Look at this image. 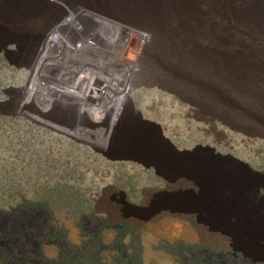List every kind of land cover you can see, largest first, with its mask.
Instances as JSON below:
<instances>
[{
    "label": "rangeland",
    "instance_id": "1",
    "mask_svg": "<svg viewBox=\"0 0 264 264\" xmlns=\"http://www.w3.org/2000/svg\"><path fill=\"white\" fill-rule=\"evenodd\" d=\"M110 1L0 0V129L10 128L18 134L24 129L20 124L23 121L24 133H30L31 140L35 141L19 138L15 143L10 140L9 131L10 147H19L14 152L15 157L9 159L17 163L14 178L16 181H51L50 185L39 184L32 188L36 193L52 195L50 199L56 202L65 201L67 209H74L83 202L85 197L80 195L90 193L94 181V201L106 206L118 203L129 214L125 217L120 210L113 212L107 242H111L117 233L115 226L127 224L130 235L125 238V244L137 255L138 264H229L217 258L207 259L202 254L205 248L238 254L243 261L234 264H260L256 259L259 249L264 250V48L253 45L249 51L240 50L235 54L236 62L243 56L250 57L251 62L247 67L238 65L234 68L237 73L244 72L245 76L251 77L250 81L239 80L236 87L224 84L219 78L207 82L205 76H212H207L205 70L196 69V66L189 68L191 54L184 55L185 67L183 63H175L173 59L169 62L164 57L160 64L166 65L163 67L166 72H161L153 69L156 68L153 63L157 53L149 50V34ZM251 2L231 0V14L254 13ZM21 11L31 17L26 26L17 28L22 21L17 15ZM54 19L57 23L52 24V29L45 35L49 42L62 39L56 27H63L65 22H71L72 26L64 35L70 45L64 42L44 63L46 70L51 71L49 76L53 77L50 78L53 83L58 76L71 77V80L65 79V84L57 81L59 85L53 86L63 88L56 95L70 96V100H58L67 107L58 104L53 108L57 112L61 108L66 114L82 115L90 121H93L91 111L108 115L102 121L94 119V145L67 138L71 152H67L65 158L55 157V152L58 156L63 154L60 148L39 151L36 147L41 149L45 140L35 136L33 127L36 124L22 113V116L11 115L18 112V107L25 101V93L20 95L11 91L24 90L29 81L18 76L28 69L17 68V65L29 64L38 55V36ZM92 33L94 42L82 36ZM18 38H25V45ZM79 42H90L91 46L81 49ZM260 57L262 61L258 66ZM48 62L50 66H47ZM177 79L187 85L179 84L180 89ZM73 82L78 87L102 84L99 86L105 91L98 102L114 103L110 113L107 106L99 105L98 109L92 110L82 107L84 97L71 96L67 93L71 90H65L66 84ZM127 86L130 91L121 98ZM183 86L188 87L184 89ZM90 101L93 99L86 103ZM48 104V110L37 108L47 115L64 114L61 111L54 114L52 105L56 102L45 101L43 105L47 107ZM30 105L26 103V106ZM103 121L109 122L107 127L98 128ZM83 128L89 130L87 125ZM109 135H112L110 141L107 140ZM58 143L62 144V141L59 139ZM137 149L168 167L164 171L177 182L157 179L155 170L150 172L142 164H134V160L112 162L101 154L117 157L122 152L133 155ZM22 150L29 156H23ZM134 165L141 169H134ZM209 180L232 182L239 190L237 208L227 204V210L219 215L224 217L217 218L216 225L215 212L210 211V208L219 207L213 202L215 195L206 185L201 187L196 182L208 184L212 182ZM20 187L22 192L26 191L25 187L29 188L27 185ZM175 194L200 200L203 202L201 208L208 214L187 218L158 210L160 201ZM123 198L126 205L122 203ZM138 210L141 213H136ZM222 225H226L227 234H222L218 227ZM222 239L227 242L220 244Z\"/></svg>",
    "mask_w": 264,
    "mask_h": 264
},
{
    "label": "flooded vegetation",
    "instance_id": "2",
    "mask_svg": "<svg viewBox=\"0 0 264 264\" xmlns=\"http://www.w3.org/2000/svg\"><path fill=\"white\" fill-rule=\"evenodd\" d=\"M36 56L39 59L41 54ZM34 68H30L31 70L29 69L28 72L23 70V72L18 73L19 77H26L29 81L24 90L11 91L20 95L25 93V101L17 109L19 113L15 111L16 113H11V115H21L20 113H22L28 121L39 125H34L33 131L37 138L45 140V144L41 149L39 147L36 148L39 151L48 150L52 147L53 150L60 148L63 154L58 156L55 152V157L65 158L66 153L71 152L68 145L70 141H66L67 138L82 142V144L94 145V112L91 111L93 121H90L88 118H82V115L75 113L66 114L61 111V108L58 112L55 111L53 106L56 107L59 104L58 106L61 107L62 104H65H60L58 100L67 101L70 100V96L56 95V89H50L48 86L37 88L34 95L31 96L29 85L39 77H37V74H40L39 78L53 79V77L49 76L50 70L40 73L39 67ZM45 101L52 104L56 102L55 105H52L54 114L60 111L64 114L58 116L40 112L37 106L44 110L49 108V104L44 107ZM26 103L31 105L26 106ZM63 106L66 108L67 104ZM27 112L32 114L28 115ZM84 119L88 121V124L80 123ZM50 122L58 123V125L64 127L69 124V131L59 130L58 134H55L56 129L51 127ZM20 124L24 129L18 134L10 130V128L0 129V264H138L137 255L133 254L131 249L125 244V238L130 235L127 224L115 226L117 233L111 242H107V233L112 228L110 223L114 217L113 212L120 210L124 212L125 217H128L129 214L125 212V209H121L118 203L106 206L97 200L94 201V181L93 186L90 187L91 192L88 194L82 193L80 196L85 198L74 209H67L65 201L56 202L51 200L50 197L52 195L48 193L34 192L32 186L39 184L50 185L51 181H16L14 176L17 174L15 173L17 163H13L9 159L15 157L14 152L19 147L14 145L11 148L10 140L17 143L18 139L22 138L32 143L35 142L31 140L30 133H24L26 129L25 123L21 121ZM86 125L92 126L90 128L91 131L84 130L83 127ZM9 131L11 133L10 140H8ZM91 137L93 138L92 142ZM59 139L62 144L58 143ZM2 144L3 146H1ZM76 152L75 154L78 155ZM21 153L23 156H29L25 150H22ZM117 157L122 158L121 161L129 158L141 160L139 157L129 153H121ZM4 164L6 166H2ZM116 165L125 166L124 164ZM160 172L168 176V172L164 170H160ZM53 182L61 183L62 181ZM176 182L174 181L173 183ZM25 185L29 186V188L25 187L26 191L22 192L23 188L20 186ZM122 203L126 205L124 198ZM202 203L192 204L188 202L182 205L164 203L159 209L167 210V212L172 214H182L187 218H194V216L201 218L208 214V211L201 208ZM222 214L221 212L214 213V215ZM226 242L227 240H220V244H225ZM202 254L207 259L217 258L229 264L243 261L238 254H232L226 250L205 248Z\"/></svg>",
    "mask_w": 264,
    "mask_h": 264
},
{
    "label": "bare ground",
    "instance_id": "3",
    "mask_svg": "<svg viewBox=\"0 0 264 264\" xmlns=\"http://www.w3.org/2000/svg\"><path fill=\"white\" fill-rule=\"evenodd\" d=\"M230 1L231 0H112L110 2L117 8L119 12L123 13L126 16L132 17L138 23L136 25H139L143 30V32L149 34V38H150L149 50L151 51V53L152 52L157 53L155 59L153 58L155 61V63H153V66H156V68L153 67V69H157L158 71L161 70V72L164 71L166 72V69L163 68L166 65L160 64L161 59L163 60L164 57L169 62H171V60L173 59L176 61L175 63H183L185 67L187 61L184 59V55L191 54L192 57L189 56L190 62H188L189 68L196 66L195 67L196 69L202 68L203 70H205V74L207 76H212V78H207L205 76V80L207 82L208 81L213 82L216 80L215 78H219L221 81L224 82V84L226 85L228 84L231 87H236L238 85L237 82L239 80L241 82H246V81H250L251 77H248V75L245 76L244 72L237 73L236 69H234L238 65L241 66L242 68H244V66L247 67V64L250 62L249 59L250 57L248 58L247 56H243L240 62L239 61L236 62L235 54L240 52V50L249 51L251 49V46L253 45H259L260 48H264V0H252L251 4L252 6H254V11H253L254 13L252 14L243 13L241 16H236L231 14ZM21 12L17 14L18 16H20L19 18H21L22 20L16 25L17 28L23 27L22 25H25L28 19H30L31 17V16L28 17L26 13L24 12L21 13ZM57 21L58 20L54 19L53 21L48 22V24L44 27L43 31L41 32L40 36H38L39 41L37 43L36 48L39 49L38 54H41V57L37 59L36 56L31 61H29V64L25 63L19 66L17 65V68H22V69L26 68L29 70L32 67H35L34 69L39 67L40 73H45L50 70V69L46 70L45 68L46 65L44 66V63H46V58L48 57V55L55 52L56 49H60V47L63 45L64 42L70 45L69 41H67V37L64 35L67 29L70 30V26H72L71 22H65L63 27L62 25L56 27L55 30L60 31V34L62 35V39H60V41L49 42L45 39L46 33L50 31V29H52V24L57 23ZM82 36H84V38H86L87 40L94 42V33H92L91 35L82 34ZM19 40L23 45H25L24 44V41H26L25 38H20ZM86 42L85 43L79 42L80 43V45H78L79 48L83 49L84 47L88 48L91 46L89 44L90 42L88 43ZM119 43H121V41H119ZM226 53L228 55L225 56L224 54ZM230 54L233 55L231 56ZM258 61H260L258 62V66H259L261 65V61H262L261 57L258 59ZM48 65L50 66L49 62L47 63V66ZM166 75H171V73H167ZM38 76L40 77V74H37V77ZM39 77L36 78L29 85V93H31L30 94L31 96L34 95L37 88L48 86V88L51 89L54 88L53 86L59 85L56 84L57 81L63 82L65 84L66 82L65 79L71 80V77L69 76H60L59 78H55L56 81L53 83L51 81L52 79L50 78L44 79ZM62 79L64 81H61ZM171 80L174 81L173 79ZM177 81H178V85L179 84L187 85L186 83L184 84L179 79H177ZM67 84L65 87L67 89L65 88L64 89L66 90V92L71 90L70 92H67L68 94L82 95L85 99L84 101L85 103L88 101V99H93V101L92 102L90 101L91 103L89 104L88 103L85 104L84 102H82L83 103L82 107H86L92 110L94 109V107L98 109L99 105H101L102 108L107 106L106 110L108 113H110L111 110L109 107L111 102H108L107 105L104 103L99 104L98 102V99H100V97H103L102 93L105 91L100 88L102 84L94 85V83H92L86 86L81 84L80 87H78L75 84V82L68 84V86ZM204 86L205 89L207 90L206 92L208 93V88H206V85ZM185 87L188 86H183L184 89ZM198 88H201V86H198ZM62 89L57 88L55 90V93L58 94ZM129 91H130V87L127 86L121 98L122 97L125 98L127 92ZM66 92L62 91L61 93H66ZM78 97L80 98L81 96ZM104 116L107 117L108 115L94 112V119L98 121H102L104 119ZM80 123L88 124V121H85L84 119ZM108 123H109L108 121L107 123L103 121L99 124V127L98 126L97 127L98 128L107 127ZM49 124L51 125V127H54L56 129L55 134H58L59 130H63L67 132L69 131L68 129L70 128L69 124L66 127L58 125V123H54V122H50ZM88 127H89L88 131H90V128L92 126H88ZM111 137L112 135H109L107 140L110 141ZM124 144L134 145V143H124ZM135 145L137 146V144ZM122 149L124 150L125 147L123 146ZM101 154L107 156L110 160H112V162L121 161L122 159L119 157L108 155L104 152H102ZM135 156L139 157L138 155ZM128 160H132V158H129L124 161H128ZM135 161L138 160L137 159L134 160V164H136ZM141 161H143V159H141ZM143 162L147 163L148 165H151L155 161L153 158L151 159L148 158V160L146 159ZM136 165H134V167Z\"/></svg>",
    "mask_w": 264,
    "mask_h": 264
},
{
    "label": "water",
    "instance_id": "4",
    "mask_svg": "<svg viewBox=\"0 0 264 264\" xmlns=\"http://www.w3.org/2000/svg\"><path fill=\"white\" fill-rule=\"evenodd\" d=\"M113 105H114V103L111 102L110 107ZM115 120H116V115L113 118V121H115ZM131 149H133V148H131ZM133 153L138 155L140 157V159H144V160H146V159L148 160V158H149L148 155H150L149 153L142 152L141 149H137V153L136 152H133ZM142 154H147V156H143ZM135 162L142 164L145 167V169L150 171V172L155 170L156 171L155 177L157 179L164 180L168 183L174 182L171 178H169L168 176H166L162 172H160V170L162 171V170H164V169L166 170L168 168V167L163 166L162 163L154 162L151 165H148L147 163H145L141 160L140 161L138 160ZM173 167H171V168L176 169V170L177 169L180 170L176 166H173ZM134 169L140 170L141 168L136 167ZM209 181H212V182H209L208 184H204V182H202V181H196V182L201 187L206 185L205 187L209 188V190L212 191L215 195V197L213 198V202H215L219 207L214 208V209L210 208V211H213L215 213H220L223 211V213H224L228 208V207H226L227 204H230V206H231L230 208H237L238 203H240V199L238 198L239 190H238V187L236 184H234L232 182L228 183L226 181H217V180H209ZM188 202H190L192 204H196V203L201 202V201L197 200L195 198H192V197H179L178 195L175 194L174 196H170L169 198L160 201L159 205L161 206L164 203L182 205V204H187ZM138 212H139V210L136 211V213H138ZM139 213H141V212H139ZM213 217L215 218L214 224L216 225L215 222H217V218H223L224 216L219 217V215L218 216L214 215ZM218 222H219V225H221V221L218 220ZM218 227H221L220 230H221L222 234H227L225 231V229L227 228L226 225H222V226H218ZM256 262H258L260 264H264V250L259 249V251L257 252Z\"/></svg>",
    "mask_w": 264,
    "mask_h": 264
}]
</instances>
